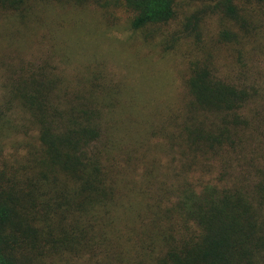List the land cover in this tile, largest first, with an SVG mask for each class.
<instances>
[{"label": "trees", "instance_id": "16d2710c", "mask_svg": "<svg viewBox=\"0 0 264 264\" xmlns=\"http://www.w3.org/2000/svg\"><path fill=\"white\" fill-rule=\"evenodd\" d=\"M89 4L111 7L106 0H0V17L15 16L29 32L14 36L22 52L36 35L37 9ZM115 6L134 30L178 20L173 42L211 38L191 64L188 100L177 112L159 111L165 120L150 132L164 144L152 153L146 132L122 131L125 114L134 116L129 90L102 61L77 67L46 40L45 58L6 65L0 264H264V0Z\"/></svg>", "mask_w": 264, "mask_h": 264}, {"label": "rangeland", "instance_id": "374dc122", "mask_svg": "<svg viewBox=\"0 0 264 264\" xmlns=\"http://www.w3.org/2000/svg\"><path fill=\"white\" fill-rule=\"evenodd\" d=\"M106 1L111 6L108 9L94 4L83 9L61 6H50L45 12L37 9L33 16L38 25L36 35L29 34L31 37L22 52H19L20 45L16 41L19 37L14 36L23 32L21 38H27L29 32L17 25L15 16L0 17V81L7 70L6 65L12 66L15 60L45 58L46 51L41 46H45L42 43L46 40L50 50L66 53L68 60L77 67L85 69L90 63L102 61L100 67L109 77L123 83L129 90L127 100L134 116L128 112L125 114L122 131L129 132V135L136 130L146 132L150 138L147 152L159 153L164 140L157 132H150L151 127H160L157 120H165L162 114L177 112L175 105L188 100L185 81L191 64L209 50L211 38L204 37L201 44L194 37L173 42L172 37L181 28L178 20L154 31L134 30L129 14L115 6L116 0ZM157 105L160 107L158 111L155 109ZM151 112L154 119L147 120ZM144 121H151L147 123L148 127ZM137 136L136 133L133 141H140ZM145 150L142 148L141 152L146 153ZM159 156L162 161H167L164 153ZM151 159L145 167L152 166Z\"/></svg>", "mask_w": 264, "mask_h": 264}]
</instances>
